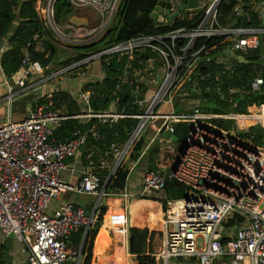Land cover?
Returning <instances> with one entry per match:
<instances>
[{
  "label": "built area",
  "instance_id": "2783aa9c",
  "mask_svg": "<svg viewBox=\"0 0 264 264\" xmlns=\"http://www.w3.org/2000/svg\"><path fill=\"white\" fill-rule=\"evenodd\" d=\"M58 1L38 0L35 10L64 47L98 42L113 19L121 20L123 0H66L73 12L61 22L57 19ZM223 1L206 2L205 13L191 26L106 44L62 70L53 71L52 64L45 66L34 60L33 52L42 51V46L34 45V39L27 43L20 68L7 83L6 98L11 102L29 93L39 94L26 118L0 126V230L27 246L28 264H63L68 260L80 264L82 251L73 248L72 236L82 228L86 232L96 221V210L103 199L118 195L128 200L132 196L126 191L107 192L106 186L134 140L147 124L162 135L167 129L174 133V125L179 122L190 123L191 131L181 140L187 149L177 171H146L139 193L142 198L160 194L162 199L167 179H175L189 191L186 197L168 205L161 248L153 255L164 264H264V152L263 147L253 143L254 133L247 135L248 130L240 129L237 123L241 117L252 118L254 123L248 129L255 125L264 128V104L257 101L248 107L249 114L239 115L216 114L203 108L204 92L212 89L233 107L238 105L237 95L241 99L243 96L234 70L243 64L257 73L248 94H264L260 74L264 65V26L238 25L244 14L243 0H237L222 20L219 8ZM72 15L87 17L88 25L70 23ZM220 42L224 45L218 47ZM254 51L258 58H249ZM143 53L148 57L143 58ZM124 55L128 61L118 76L117 88L135 85L132 95L144 112L126 114L116 104L93 112L89 104L91 92L83 91L90 81L87 78L81 80L80 96L74 98L84 104L82 114L66 116L51 109L52 102L40 104L54 91L48 88L43 92L44 89L62 75L98 59L102 64L104 57L108 61L109 57ZM137 60L140 66L134 65ZM203 62L211 70L216 64L220 71L215 76L210 70L203 73L199 68ZM224 71L230 72L225 91ZM178 102H185L179 113L175 111ZM165 106L170 110H163ZM68 117L84 122L97 118L102 125L133 117L139 123L124 146L112 144L107 151L93 146L81 169L80 181L72 185L62 177L68 161L80 158L82 148L91 139L101 141L102 135L98 125H92L84 131L76 130L72 138L64 141L51 138ZM213 119L235 120L238 129L220 127L210 122ZM104 170L108 172L103 183ZM66 191L93 195L98 198L97 204L87 214L84 208L70 202H62L52 210L54 199Z\"/></svg>",
  "mask_w": 264,
  "mask_h": 264
},
{
  "label": "trees",
  "instance_id": "16d2710c",
  "mask_svg": "<svg viewBox=\"0 0 264 264\" xmlns=\"http://www.w3.org/2000/svg\"><path fill=\"white\" fill-rule=\"evenodd\" d=\"M37 1L38 0H0V44L4 42V38L7 37L11 46L7 51L1 53L0 62L5 75L11 81L13 80V75L20 68L24 49L30 40L34 39V45L40 42L42 46V51L33 52L34 60L40 61L45 66L52 64V67L55 68L58 64L61 68H66L73 63L86 59L90 51H97L106 44L128 40L138 35L165 33L177 28L191 26L203 16L206 9L204 4L209 0H203L198 9L186 10L175 18L173 22H160L159 17L162 15L166 19L167 16L173 12L172 8L178 7L176 0H123L119 11V16L121 18L119 25L110 27L106 35L98 42L75 45L73 56L60 62L58 58L62 49L55 44L53 33L44 26L39 18L35 10ZM236 3L237 0H229V2H225L224 0L221 3L219 14L222 20L230 13ZM56 10L57 19L60 22L68 20L69 15L73 12L66 0H59ZM238 25L259 26V13L253 10L251 6H244V14L239 17ZM201 42L202 39L199 41V44ZM222 45H224V43L220 42L218 47ZM30 50H32V48ZM142 57L147 58L148 55L143 53ZM127 58V55L121 58L109 57V60L105 61L106 57H104L102 61L105 74L104 78L102 80L89 81L83 86V91L91 92L89 104L93 112L97 113L108 110L113 104H116L118 110L124 111L126 114L133 115L144 112V107L135 103V97L132 95L135 85L124 84L120 88H117V79L126 66L128 61ZM249 58H258V52L254 51ZM134 65L140 66L138 60L135 61ZM199 68L203 73H207V71L210 70L213 76L220 71V67L214 63L212 64V70L205 62L201 63ZM223 73L225 80V86L223 88L225 91L230 81L228 78L230 72L224 71ZM256 74L253 68L247 64H243L235 69V81L237 82V80H240L239 84L241 85V96H243V99L240 98V95H237L239 103L236 107H233L229 102L222 100L216 91L212 89L210 92H204V97L206 98V100L203 101L204 111H212L216 114H249L248 107L252 106L253 103L259 101L261 104H264V94H248L249 85ZM260 74L264 78V65L260 68ZM49 102H52L50 108L53 110L65 109L64 114L66 116L82 114L85 110L84 107H82L83 105L72 98L70 93L66 90H54L52 97L50 99L46 97L43 98L40 104L48 105ZM184 106L185 102H178L175 106V111L178 113L182 112ZM169 109L163 108V110ZM225 121H228V124L225 125ZM213 122L220 127L238 129L235 120L213 119ZM138 123L139 120L133 117L120 119L114 125L99 124L97 118H92L88 122H84L81 118L68 117L62 121L60 127L55 129L51 138L56 141H64L72 138L76 130L84 131L92 125H98V131L102 135V140L95 142L91 139L88 147L91 148L95 146L101 151H107L112 144H116L120 147L124 146L130 139ZM190 131V123L179 122L174 125V134L179 138L180 142H182V138ZM252 133H254L253 143L262 146L264 142V128L260 125L252 126L248 129V133L246 134ZM240 134L246 135L244 132H240ZM146 142L147 137L145 135H141L134 140L129 150L131 160H137ZM181 149V145L174 144L173 146H164L160 143L159 139H157L150 146L145 156L140 159V163L146 168V171H170L174 168L180 156ZM128 163V160L122 159L107 183V192L117 194L126 188L127 179L130 174ZM104 180L105 179L102 178L103 183ZM188 193V189L175 179H167L164 197L162 199L141 198L142 200L137 201L135 207L131 209L128 221L129 223L132 222L136 227H130L129 229V251L131 254L137 256V264H161L157 261L153 253L156 248L155 243L163 237V233L160 230H162V224L167 213L168 205L173 200L186 197ZM120 205L121 203L116 205V208L115 206H111V210L108 214L105 205L100 204L97 207L95 214L96 221L90 226L84 245V228L73 235V244H76L77 248L82 251V261L80 264H91L94 246L96 253L99 254L103 253V251L111 245L112 240L109 237L107 226L110 224L111 228L116 224L120 223L121 225L123 223ZM104 218L105 222L102 227ZM231 223H233V221H231L230 224ZM117 232V242L121 244V246L117 247L118 251L115 264H125L127 260L122 254L124 249L123 236L125 232L120 226L117 227ZM0 264H3L1 259ZM6 264L10 263L8 262ZM63 264L76 263L68 260ZM97 264H101V262L99 261Z\"/></svg>",
  "mask_w": 264,
  "mask_h": 264
},
{
  "label": "crops",
  "instance_id": "0c3cea01",
  "mask_svg": "<svg viewBox=\"0 0 264 264\" xmlns=\"http://www.w3.org/2000/svg\"><path fill=\"white\" fill-rule=\"evenodd\" d=\"M243 2L245 6L250 5L253 10L259 13L260 25L264 26V0H243ZM5 39L7 40V41H4L6 44V48L5 46H0V53L7 51L11 47L8 38L5 37L4 40ZM8 82H12V81L9 80L8 77L5 75L4 70L1 67V62H0V126L9 120L18 121V120H22L26 118L31 112L32 101L39 94L38 92L29 93L27 95L21 96L17 98L16 100H13L10 102L5 97V95L7 94V83ZM50 86L52 85H48L47 88L51 89ZM53 90H56V89H53ZM23 97H26V98L23 100L22 99ZM165 107H167L166 109L170 108L169 106H165ZM84 109H85V106H84ZM14 118L16 119L13 120ZM143 132L141 135H145L147 137V142H146L144 149L140 152L137 160L135 161L131 160L130 152H128L129 154L128 166L130 168V174L127 179L126 188L123 191L128 192L132 196H130L128 200H124L122 197L118 195L109 196L103 199L100 203L107 207V214H108V212L111 210V206L109 203L114 200L120 199L121 200L120 210H122L123 223L121 225L119 223V224H116L114 227L107 228L109 232V237L112 240L111 245H109L108 248L105 251H103V253H99V254L96 253L95 246H94L93 258H92L91 264H97L99 261L101 262V264H115V259L117 257V251H118L117 247L121 246V244L117 242L118 240L117 227L118 226H120V228H122L125 232L123 236L124 238V242H123L124 249L122 253L123 257L126 258L129 264H137V256L134 254H131L129 251V236H130L129 229L130 227H136V226H134L132 222L129 223L128 216L130 214L131 208L135 207L137 201L142 200L141 199L142 197H139V193L142 188V178H143L146 168L143 165H141L140 159L145 156L150 146L157 139H159L160 143H162L164 146L174 145L173 141L163 138L162 135H160L157 131H155L149 125H148L147 130L145 129V131ZM262 147L264 148V146ZM91 148H89L88 145L84 146L82 148V153L80 155L81 156L80 158L70 159L68 161V168L65 172H63V175H62L64 181L72 185H75L80 181L81 169L86 162L87 153L90 151ZM109 162H110V167H111V164L113 163L112 156H110ZM107 172L108 170L102 171L101 176L103 179H105ZM62 194H67V195L71 194V195L67 196L65 199H62L61 198ZM62 194L58 198L54 199V201L52 202L51 204L52 210L57 208L59 204L62 202H70L76 206H81L82 208L86 209L89 212L92 211V209H89L88 205H84L81 202H79L80 196L83 194H78L75 191H66ZM90 196H93V195H90ZM104 222H105V218L102 223V227L104 226ZM72 246L74 249H77L76 244H73V238H72ZM155 247L156 248H155L154 253H156L161 248V244L158 245L156 242ZM0 259L3 264H6L8 262L10 264H28V248L24 243L20 242L15 237L5 236L0 230ZM159 262L161 264H164L163 261H159ZM171 264H179V262L174 261V263H171Z\"/></svg>",
  "mask_w": 264,
  "mask_h": 264
},
{
  "label": "rangeland",
  "instance_id": "374dc122",
  "mask_svg": "<svg viewBox=\"0 0 264 264\" xmlns=\"http://www.w3.org/2000/svg\"><path fill=\"white\" fill-rule=\"evenodd\" d=\"M119 22L120 21L117 18L113 19V22H112V24L110 26L112 27L113 25H119ZM4 41H7V40L5 39ZM54 41H55V44L58 43L57 46L62 49V52L59 54V58H58L59 62L65 60L68 57L73 56V54L75 52V48H74L75 45H72V46L68 45V46L64 47L55 38H54ZM38 44H41V43H38ZM0 46H5V48H6L5 42H2L0 44ZM0 55H1V53H0ZM62 69L63 68H61L57 64V67L56 66H55V68L52 67L51 70L57 71V70H62ZM102 76H104V70L102 68L101 60L98 59V60H96L94 62H90L88 64L80 66L79 68L73 70V72H70V73H67L65 75H62L61 76L62 78H60L59 80L54 82V84L51 86V89L52 90L53 89H56V90H62L63 89V90H66V91L68 90V91H70L69 93H70L72 98H78L80 96V92H81V88H82L81 85L83 84V82L81 81L82 79L87 78V79H90V81H93V80L97 81ZM47 90H48V88L47 89L45 88L43 92H46ZM5 97H7V94L5 95ZM25 98L26 97H23L22 99L24 100ZM81 104L83 105L82 107H84V104L83 103H81ZM166 108L167 107H164V109H166ZM60 111L62 113H64L65 109L61 108ZM15 119L16 118H14L13 120H15ZM210 122H213V120H211ZM253 123H254V121L251 120V123L248 124V126L253 125ZM224 124L225 125L228 124V121H225ZM148 125L149 124H147L146 127H145L146 130L148 128ZM145 129L143 131H145ZM174 144L175 145H181L183 147V143L180 142V141L174 142ZM262 146H264V142H263ZM263 152H264V148H263ZM124 159L129 161V154H127L124 157ZM145 172H146V169H145ZM70 195L71 194H68V195L67 194H62L61 198L65 199L67 196H70ZM161 196L162 195H160V194H154L152 197L157 199V198H160ZM120 197H122V196H120ZM97 201H98V198L95 197V196L81 195L79 202H81L84 205H88L89 209L93 210L94 206L97 204ZM123 205H124V203H123ZM160 231H162V230H160ZM161 241H162V239H159L157 241V244L160 245Z\"/></svg>",
  "mask_w": 264,
  "mask_h": 264
},
{
  "label": "water",
  "instance_id": "95a60500",
  "mask_svg": "<svg viewBox=\"0 0 264 264\" xmlns=\"http://www.w3.org/2000/svg\"><path fill=\"white\" fill-rule=\"evenodd\" d=\"M176 2L178 3V7L175 11H173L170 15L167 16V18L165 19L164 16H160L159 20L160 22H173L175 18H177L178 16H180L183 12H185L186 10H194V9H198L200 7V3L202 2V0H176ZM70 23L74 24V25H78V26H85L88 25V19L85 16H77V15H72L69 19ZM240 129H244V131L248 130V125H242L240 124V122H237ZM163 138L167 139V140H171L173 142H177L179 141V138L169 129L165 130L162 134ZM133 137V135L131 136V138ZM187 149V146L185 144H183V147L181 149V153L180 156L173 168V172L175 173L181 163V160L185 154V151ZM85 212L87 214V210L85 209ZM88 230H86L85 235H84V241H83V245L85 243L86 237H87V233Z\"/></svg>",
  "mask_w": 264,
  "mask_h": 264
},
{
  "label": "bare ground",
  "instance_id": "6f19581e",
  "mask_svg": "<svg viewBox=\"0 0 264 264\" xmlns=\"http://www.w3.org/2000/svg\"><path fill=\"white\" fill-rule=\"evenodd\" d=\"M251 120H252V118H243V117H241L240 120H239V122H240V124H242V125H248V124L251 123ZM112 202H114V203H112ZM112 202L109 203L110 206H116V205H119V204L121 203V200H120V199H119V200H114V201H112ZM132 208H133V207H132ZM132 208H131V209H132ZM174 211H175V209H174ZM163 226H164V222H163V224H162V229H163ZM108 227L110 228V224H108L107 228H108ZM125 264H129L128 261H126Z\"/></svg>",
  "mask_w": 264,
  "mask_h": 264
}]
</instances>
